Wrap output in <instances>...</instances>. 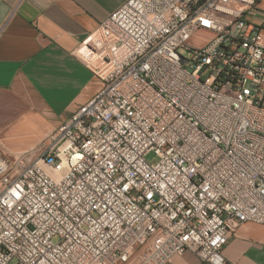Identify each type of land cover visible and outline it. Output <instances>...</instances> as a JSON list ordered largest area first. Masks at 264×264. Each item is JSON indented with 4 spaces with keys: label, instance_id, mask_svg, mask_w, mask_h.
<instances>
[{
    "label": "built area",
    "instance_id": "built-area-1",
    "mask_svg": "<svg viewBox=\"0 0 264 264\" xmlns=\"http://www.w3.org/2000/svg\"><path fill=\"white\" fill-rule=\"evenodd\" d=\"M260 2L126 0L100 22L75 52L95 94L36 149L0 140V264H225L264 226Z\"/></svg>",
    "mask_w": 264,
    "mask_h": 264
},
{
    "label": "crops",
    "instance_id": "crops-1",
    "mask_svg": "<svg viewBox=\"0 0 264 264\" xmlns=\"http://www.w3.org/2000/svg\"><path fill=\"white\" fill-rule=\"evenodd\" d=\"M125 1L0 0V140L4 145L16 143L19 152L36 149L95 94L99 85L75 52ZM249 227L241 225L230 237L222 251L225 264H261L264 247L245 254ZM164 264L208 263L185 252Z\"/></svg>",
    "mask_w": 264,
    "mask_h": 264
},
{
    "label": "rangeland",
    "instance_id": "rangeland-1",
    "mask_svg": "<svg viewBox=\"0 0 264 264\" xmlns=\"http://www.w3.org/2000/svg\"><path fill=\"white\" fill-rule=\"evenodd\" d=\"M261 7H264V0H261ZM202 33H197L191 40L190 44L193 46H200L203 45L206 41L202 39ZM14 146H18L16 143H14ZM148 160L155 161V157L153 154L148 155ZM247 226H250L246 232H245V240L247 242L248 250L245 252V254L248 256L249 251H259L264 247V226L248 223ZM257 260V259H256ZM261 264H264V255H260L259 259Z\"/></svg>",
    "mask_w": 264,
    "mask_h": 264
}]
</instances>
